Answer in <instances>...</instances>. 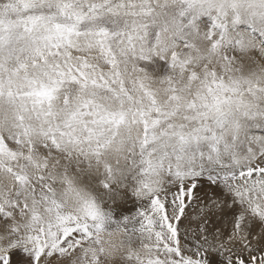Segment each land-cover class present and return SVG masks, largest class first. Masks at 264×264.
Here are the masks:
<instances>
[{
    "label": "snow or ice",
    "instance_id": "6c2138e0",
    "mask_svg": "<svg viewBox=\"0 0 264 264\" xmlns=\"http://www.w3.org/2000/svg\"><path fill=\"white\" fill-rule=\"evenodd\" d=\"M115 254L264 264V0H0V264Z\"/></svg>",
    "mask_w": 264,
    "mask_h": 264
},
{
    "label": "clouds",
    "instance_id": "9594fccd",
    "mask_svg": "<svg viewBox=\"0 0 264 264\" xmlns=\"http://www.w3.org/2000/svg\"><path fill=\"white\" fill-rule=\"evenodd\" d=\"M71 207V204L69 205ZM119 261V254H115L110 257V259L107 261V264H118Z\"/></svg>",
    "mask_w": 264,
    "mask_h": 264
},
{
    "label": "rangeland",
    "instance_id": "374dc122",
    "mask_svg": "<svg viewBox=\"0 0 264 264\" xmlns=\"http://www.w3.org/2000/svg\"><path fill=\"white\" fill-rule=\"evenodd\" d=\"M124 208L125 209H128L129 211H131L133 209V205H132L131 202H129V203H127V204L124 205Z\"/></svg>",
    "mask_w": 264,
    "mask_h": 264
}]
</instances>
